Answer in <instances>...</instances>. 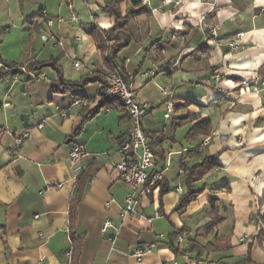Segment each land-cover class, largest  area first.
Here are the masks:
<instances>
[{
    "label": "crops",
    "instance_id": "obj_1",
    "mask_svg": "<svg viewBox=\"0 0 264 264\" xmlns=\"http://www.w3.org/2000/svg\"><path fill=\"white\" fill-rule=\"evenodd\" d=\"M176 1L142 3L146 12L132 18L117 41L130 84L152 106L144 130L163 135L155 170L170 187L145 200L139 207L144 216L122 217L129 187L117 170L118 148L131 127L122 101L82 127L101 99L102 83L78 89L80 96L56 93L50 85L56 70L28 65L56 61L73 81L91 70L106 75L108 64L88 28L108 29L115 19L105 13L104 0H89L90 9L74 0L76 21L67 0H0V63L4 58L17 66L0 77V264H71V201L86 170L90 175L74 206L78 264H239L249 255L245 264H264V225L258 226V220L264 224V0ZM129 7L132 2L121 3L123 12ZM43 10L65 20L48 26L39 20ZM229 38L241 39L242 47L232 50ZM75 59L85 67L76 69ZM78 97L90 104L73 106ZM170 100L174 109L167 117ZM205 119L211 133L195 132ZM25 129L29 136L16 144L13 134ZM74 143L84 146L77 161L70 158ZM206 155H216L219 165L195 183L197 198L175 210L188 189L187 168ZM158 207L163 216L150 221ZM215 214L220 221L207 227ZM108 218L121 226L113 248L101 232ZM182 228L197 247L189 251L185 244L176 254L169 235ZM159 233L167 239L158 249L141 260L131 254Z\"/></svg>",
    "mask_w": 264,
    "mask_h": 264
},
{
    "label": "built area",
    "instance_id": "obj_2",
    "mask_svg": "<svg viewBox=\"0 0 264 264\" xmlns=\"http://www.w3.org/2000/svg\"><path fill=\"white\" fill-rule=\"evenodd\" d=\"M68 7L71 10V20H78V15L74 10V0H67ZM174 0H164L165 3H172ZM143 3L151 4V0H142ZM177 3L179 0L176 1ZM83 3L89 8V0H83ZM90 9V8H89ZM39 20H43L48 26L55 25L56 23H61L65 20L64 17L59 16L57 19L47 17V11L43 10ZM90 18L94 21L95 14L90 13ZM213 35H217V27L210 26ZM238 35H241L239 33ZM242 36V35H241ZM62 43V39L59 40ZM225 43L232 49L238 50L242 47L243 42L241 39H226ZM129 60V59H127ZM3 64L0 63V66ZM73 66L76 69H81L85 67V64L79 60L75 59ZM91 70L89 73H93ZM153 73V72H152ZM147 75V74H146ZM106 81L108 83V88L105 91L106 95L116 94L121 98V101L127 111L130 120V132L126 139H124L119 144V154L120 162L117 163V170L119 172L120 178L127 184L129 191L124 199V205L121 209V216L126 217L127 215H140L144 216L139 210L145 200H150L161 190L160 180L163 179V174L156 169V154L152 148L151 140L143 127V117L151 110L152 106L149 101L139 98L135 89L128 81L123 77L119 70H108L105 75ZM163 94L170 96L171 88L170 86L162 87ZM90 101L87 98L78 97L72 102L73 106H87ZM174 109L173 101L170 100L168 103V111L166 116L168 117ZM43 122L38 124V127H42ZM29 129H25L22 132L14 133L13 140L16 144H22L25 139L29 136ZM84 155V146L80 143H74L70 153V158L72 161L79 160ZM21 156V155H19ZM52 185H48L51 188ZM180 191H183V186H178ZM107 206L110 202L106 203ZM163 216L162 210L158 207L148 219L152 221L154 218H159ZM262 220H258V226H263ZM101 232L105 238L111 243L112 248L114 247L117 239L120 236L121 226L115 225L111 219L105 220L102 224ZM248 237L245 235L244 238ZM163 239H167L165 233H159L156 238L152 241L139 244L135 247L131 254L135 256L138 260H141L147 254L158 249L160 242ZM191 234L187 229L177 230L173 235V240L176 245L181 248L185 244H189L191 241ZM173 264H178L175 261ZM187 264H198V261H191Z\"/></svg>",
    "mask_w": 264,
    "mask_h": 264
},
{
    "label": "trees",
    "instance_id": "obj_3",
    "mask_svg": "<svg viewBox=\"0 0 264 264\" xmlns=\"http://www.w3.org/2000/svg\"><path fill=\"white\" fill-rule=\"evenodd\" d=\"M125 1H130L133 4V7L127 8L125 12H123L121 8V3ZM142 0H104V11L109 16L113 17L116 21L115 25L108 29H103L99 25H92L88 28V31L95 37L98 48L102 51L106 63L108 64L109 70H119L123 77L130 84V76L126 71L124 64L117 58V53L119 49L122 47L120 44H117L122 37H125L123 30L127 27L130 20L137 15H140L146 12V8L142 5ZM128 39H126L127 42ZM111 41H115V45L111 46L109 43ZM3 65L0 66V77L4 76L8 70L11 68H17L14 62L6 60L2 58ZM29 66H33L35 69H41L45 65H51L57 72V78L51 80V89L56 93H69L75 94L76 96H80L81 94L77 92L78 89L83 88L90 82H100L102 83V87L99 90V95H101V99L97 102L95 107L91 109L85 116L83 125L94 116H96L102 110L107 109L115 104L117 100H121V98L116 95H106L105 91L108 88V83L106 81L105 75H103L99 71H94L93 73H88L85 77H83L80 81L69 80L65 77L64 68L62 65L58 64L56 61L46 63H39L36 60H31L28 63ZM260 77L264 80V66L260 69ZM81 127V128H82ZM195 132H200L202 134H210L212 131L211 121L209 119L202 120L195 124ZM151 145L155 153H158L156 150V145L161 142L164 138L163 135L158 134H148ZM219 163L217 161L216 155H206L202 158L201 161L194 163L186 170V184H187V192L184 193L175 207V210H181L185 208L189 203L194 201L199 194V190L195 188V183L200 180L206 173L211 171L213 168L218 166ZM90 175L89 170H86L82 175L79 176L77 181V195L75 199L71 201V211H70V228H71V237L73 239L74 248L72 251V259L71 264H78V259L80 255V239H78V235L74 231V206L76 202L81 198V195L84 190V185L88 180ZM161 185V194L166 193L170 190L168 185V181L163 177L160 180ZM220 221V218L215 214L213 215V219L211 222L207 224V227L216 225ZM186 228H182L183 230ZM175 233V232H174ZM174 233L169 235V246L176 253H182L183 251L176 245L173 240ZM79 241V242H78ZM193 244V246H192ZM197 245L194 243V240L191 239L189 251L195 249ZM187 251V250H186ZM250 261V255L239 262V264H245Z\"/></svg>",
    "mask_w": 264,
    "mask_h": 264
},
{
    "label": "rangeland",
    "instance_id": "obj_4",
    "mask_svg": "<svg viewBox=\"0 0 264 264\" xmlns=\"http://www.w3.org/2000/svg\"><path fill=\"white\" fill-rule=\"evenodd\" d=\"M83 1V0H82ZM86 8V7H85ZM79 9H81V8H79Z\"/></svg>",
    "mask_w": 264,
    "mask_h": 264
}]
</instances>
